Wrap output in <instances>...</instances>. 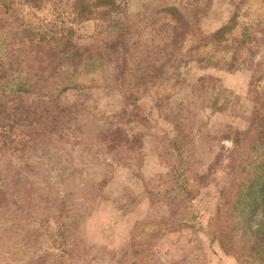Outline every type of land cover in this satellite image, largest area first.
Segmentation results:
<instances>
[{
  "label": "rangeland",
  "instance_id": "374dc122",
  "mask_svg": "<svg viewBox=\"0 0 264 264\" xmlns=\"http://www.w3.org/2000/svg\"><path fill=\"white\" fill-rule=\"evenodd\" d=\"M105 1L0 0V86L64 112L41 139L0 124V264H264L224 243L264 115V0Z\"/></svg>",
  "mask_w": 264,
  "mask_h": 264
},
{
  "label": "trees",
  "instance_id": "16d2710c",
  "mask_svg": "<svg viewBox=\"0 0 264 264\" xmlns=\"http://www.w3.org/2000/svg\"><path fill=\"white\" fill-rule=\"evenodd\" d=\"M101 1L98 0V4ZM74 2H79V0H74ZM102 3L105 5L108 2L103 0ZM81 12L83 14L80 15L86 17L87 11L82 9ZM171 13L175 14L173 11ZM88 14H90L89 11ZM176 19L179 24L181 19ZM182 30L177 26L174 28V41L180 38ZM228 31H230V26H223L210 37L220 39ZM77 88L75 85H65L60 92ZM41 89L36 83H22L19 80L11 81V85L5 83L0 86V98L11 99L10 103L13 105L10 110L0 111V124L8 125L10 132L19 135L18 137L22 140L28 141L49 136L56 126L64 123V112L58 105L60 94L54 96ZM253 128L251 141L252 150L256 156L253 162L251 159L246 163L242 172L243 176L233 192L232 200L227 194L228 198L226 196L224 203L227 219L224 243L232 249H237L236 247L242 244L239 250L243 254L252 260L262 262L264 261V115L254 119ZM253 216L254 226L252 227L250 222ZM58 228L61 233L65 230L63 229L65 225L60 224Z\"/></svg>",
  "mask_w": 264,
  "mask_h": 264
}]
</instances>
